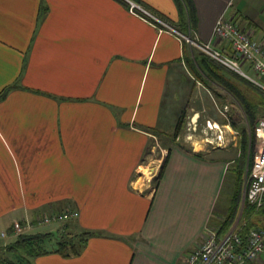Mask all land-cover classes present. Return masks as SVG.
I'll list each match as a JSON object with an SVG mask.
<instances>
[{
  "label": "crops",
  "instance_id": "0c3cea01",
  "mask_svg": "<svg viewBox=\"0 0 264 264\" xmlns=\"http://www.w3.org/2000/svg\"><path fill=\"white\" fill-rule=\"evenodd\" d=\"M130 1L224 54L212 33L221 14L264 40V0H188L182 12L175 0ZM211 59L126 0H0V96L14 86L0 97V239L29 222L25 234L92 233L78 255L54 245L31 264H182L229 216L235 180L225 148L180 143L175 125L181 114L217 125L227 104L246 119L232 92L258 95ZM242 208L230 229L264 218ZM65 210L78 216L39 222ZM245 264H264V250Z\"/></svg>",
  "mask_w": 264,
  "mask_h": 264
},
{
  "label": "built area",
  "instance_id": "2783aa9c",
  "mask_svg": "<svg viewBox=\"0 0 264 264\" xmlns=\"http://www.w3.org/2000/svg\"><path fill=\"white\" fill-rule=\"evenodd\" d=\"M131 12L140 16L159 31L175 35L181 42H188L192 47L217 61L220 65L242 75L264 92V40L253 38L231 18L221 14L213 26V36L227 43L232 55L224 54L208 43L198 41L190 34L180 32L168 21L151 12L140 4L126 0ZM249 65L253 74L246 73L242 65ZM209 125V123H207ZM255 136L259 142L246 174L244 201L256 208L264 207V118L255 126ZM153 176L154 172L149 171ZM78 211L65 210L39 218L41 224L60 222L76 218ZM243 223L230 229L226 234H218L217 229L209 227L200 239L198 246L186 255L182 264H245L259 259L264 250V229L249 227L243 234ZM31 226L29 222L15 221L11 233L15 236L25 233ZM7 235L0 232L1 237Z\"/></svg>",
  "mask_w": 264,
  "mask_h": 264
},
{
  "label": "trees",
  "instance_id": "16d2710c",
  "mask_svg": "<svg viewBox=\"0 0 264 264\" xmlns=\"http://www.w3.org/2000/svg\"><path fill=\"white\" fill-rule=\"evenodd\" d=\"M180 11L182 12L183 9H189L188 0H175ZM190 20V18H189ZM183 26L186 29H189V22L185 19L183 20ZM205 59L208 60V58L205 57ZM254 86V85H253ZM14 86H10L6 88L2 95L0 97H3L4 94ZM258 90L257 100H252L250 98H246L243 96V99H239L234 92L233 95L235 98L239 101L240 107L243 111V114L247 120V122L250 124L252 122L253 126L256 123L255 119V112L257 110V107L262 106L264 108V92L254 86ZM239 118V117H238ZM184 114H181L178 122L176 124L174 137H176L181 127L184 124ZM234 122V121H233ZM234 125V123H232ZM254 128V127H253ZM252 128V130H253ZM245 139L240 138L239 143L242 144ZM254 154V153H253ZM253 154L250 152L249 154V160L251 163ZM195 155L200 156L202 155L200 152L195 153ZM250 165V164H249ZM237 173L234 176L235 180V186H234V196L231 201V205L229 207L230 211L229 216H226L219 225V228L217 229L218 234L223 235L226 234L231 226L233 225L236 217V207L237 203L239 201L240 197V186L242 185V175L243 171L242 168H237ZM264 207L262 208H256L252 204H249L244 201L241 218L243 216L249 217L254 212L263 211ZM258 223V221H257ZM249 225H256V222L251 220V222L248 223ZM244 232H242L243 234ZM51 234H19L16 236L15 240L7 243L5 245L0 246V264H31V260L41 254L48 253L50 249H46L43 247V243L46 242L48 239H50ZM92 235L91 232H83L77 235H69V234H60V236H57L58 239H56L54 252L60 254L63 257H71L76 256L80 253V250L84 247L86 240L88 236ZM52 236V235H51Z\"/></svg>",
  "mask_w": 264,
  "mask_h": 264
},
{
  "label": "rangeland",
  "instance_id": "374dc122",
  "mask_svg": "<svg viewBox=\"0 0 264 264\" xmlns=\"http://www.w3.org/2000/svg\"><path fill=\"white\" fill-rule=\"evenodd\" d=\"M226 111H227L226 113L227 120H224L223 122H217L218 128H212L211 125H208L206 123V120L203 117L199 118L196 121L193 120L191 123L187 120L186 122H184L183 126L181 127L180 130L181 134L179 132L178 134L179 137L177 141L180 143H185L184 140L185 138L188 137L190 138L189 142H195L194 144L197 147L198 145L204 144V146H206V148H210V150H212L211 149L212 146H222L223 148H225V153L223 155L230 162L229 163L230 167H228L229 168L228 170L230 171V173H232L230 174L229 177H226L227 180H233L235 174L237 173L236 171L237 168H242V171L244 170L242 175V185L240 186V197L236 207V214H237L242 204H244V193L246 190V174L250 164L249 154L250 152L253 154L258 148L259 142L255 136V126L257 125L258 120L264 118V108L262 106L257 107V110L255 112L256 113L255 119H254L256 120V123L254 126L252 122H250L249 124L246 119L238 118L240 115L237 113V111H235L233 107L230 106V104H227ZM232 123H234V125H232ZM225 124H228L229 127H225L224 126ZM174 132L175 129L173 130V136H172L175 139L177 136L174 137ZM168 133L170 132L166 130V134L168 136L167 139L172 140L170 137L171 134ZM240 138L245 139L244 142H242V144L239 143ZM231 176L233 177L231 178ZM228 203H229V199H228ZM263 214H264V210H263ZM225 216L226 215L220 218L219 221L213 225V228L218 229L220 222L225 218ZM254 226L264 227V218L258 221V223L256 222V225ZM57 236L60 235L54 232L50 240H47L46 242L43 243V247H45L46 249L53 248L56 243V239H58ZM10 242L11 239L9 240L0 239V246Z\"/></svg>",
  "mask_w": 264,
  "mask_h": 264
},
{
  "label": "bare ground",
  "instance_id": "6f19581e",
  "mask_svg": "<svg viewBox=\"0 0 264 264\" xmlns=\"http://www.w3.org/2000/svg\"><path fill=\"white\" fill-rule=\"evenodd\" d=\"M211 127H216L217 128L218 126L216 124H211Z\"/></svg>",
  "mask_w": 264,
  "mask_h": 264
},
{
  "label": "water",
  "instance_id": "95a60500",
  "mask_svg": "<svg viewBox=\"0 0 264 264\" xmlns=\"http://www.w3.org/2000/svg\"><path fill=\"white\" fill-rule=\"evenodd\" d=\"M194 117L196 118V116H194ZM194 117H193V120L195 119Z\"/></svg>",
  "mask_w": 264,
  "mask_h": 264
}]
</instances>
